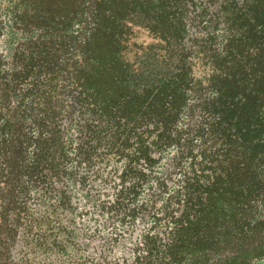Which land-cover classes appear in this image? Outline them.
<instances>
[{"label": "trees", "instance_id": "obj_1", "mask_svg": "<svg viewBox=\"0 0 264 264\" xmlns=\"http://www.w3.org/2000/svg\"><path fill=\"white\" fill-rule=\"evenodd\" d=\"M0 264H264V0H0Z\"/></svg>", "mask_w": 264, "mask_h": 264}, {"label": "rangeland", "instance_id": "obj_2", "mask_svg": "<svg viewBox=\"0 0 264 264\" xmlns=\"http://www.w3.org/2000/svg\"><path fill=\"white\" fill-rule=\"evenodd\" d=\"M78 209L80 210V211H84L85 209H86V211H88L89 210V205L88 204H85V203H83V202H80L79 204H78ZM88 213V212H87ZM91 217H94L93 215H91ZM83 225H84V223H83ZM116 227L118 226L117 224L115 225ZM123 227V226H122ZM123 228H126L125 226L123 227ZM122 228V229H123ZM117 229H118V227H117ZM121 230V229H120ZM119 230V231H120ZM118 231V232H119ZM138 230H134L133 231V234H136V232H137ZM134 236V235H133Z\"/></svg>", "mask_w": 264, "mask_h": 264}]
</instances>
